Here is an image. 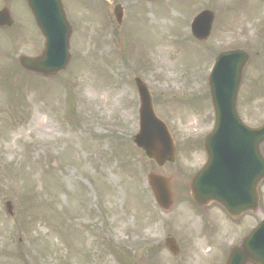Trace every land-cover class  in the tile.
Segmentation results:
<instances>
[{"label": "rangeland", "instance_id": "374dc122", "mask_svg": "<svg viewBox=\"0 0 264 264\" xmlns=\"http://www.w3.org/2000/svg\"><path fill=\"white\" fill-rule=\"evenodd\" d=\"M114 1L125 9L121 26L102 0H63L71 60L54 79L19 65L44 39L26 0L9 3L15 24L0 30V264H224L259 223L251 214L232 223L215 204L197 208L189 182L206 163L202 142L215 122L208 74L220 52L250 54L238 108L248 125L264 123V0ZM206 9L215 23L199 43L190 25ZM136 77L177 143L176 162L163 168L133 143ZM149 171L173 177L168 212Z\"/></svg>", "mask_w": 264, "mask_h": 264}, {"label": "water", "instance_id": "95a60500", "mask_svg": "<svg viewBox=\"0 0 264 264\" xmlns=\"http://www.w3.org/2000/svg\"><path fill=\"white\" fill-rule=\"evenodd\" d=\"M112 3L113 0H106ZM156 1V0H149ZM0 11V28L14 21L4 0ZM36 23L45 38L43 53L37 58L19 57L20 65L29 72L46 78L66 70L70 55L72 27L66 18L62 0H27ZM117 22L123 19L121 6L114 8ZM214 13L202 12L192 24V33L200 41L210 36ZM250 55L242 50L221 53L209 78V88L216 115L214 131L205 139L207 164L190 182L193 202L199 207L210 203L221 205L233 219L258 208L257 186L264 180V126L245 125L238 113L237 102L244 70ZM136 84L141 100L140 127L135 145L160 167L173 163L177 157L176 143L168 126L158 118L147 86L139 79ZM148 181L155 200L164 211L173 206L171 178L148 172ZM7 209H12L7 203ZM165 247L173 256L180 249L173 238ZM226 264H264V231L253 230L241 245L230 250Z\"/></svg>", "mask_w": 264, "mask_h": 264}, {"label": "flooded vegetation", "instance_id": "af4514ba", "mask_svg": "<svg viewBox=\"0 0 264 264\" xmlns=\"http://www.w3.org/2000/svg\"><path fill=\"white\" fill-rule=\"evenodd\" d=\"M261 150H262V154L264 155V145L262 146ZM263 186H264V182L261 183V184H259V186H258L259 210H258L256 216H257V218H258L259 223H261V222L264 221V218H263V219H259V216H260V215H262V216L264 215V212L262 211L263 195H262V192H261V189H262Z\"/></svg>", "mask_w": 264, "mask_h": 264}]
</instances>
